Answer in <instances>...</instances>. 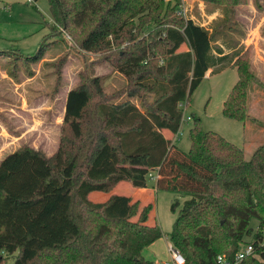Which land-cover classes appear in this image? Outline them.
I'll return each mask as SVG.
<instances>
[{
    "label": "trees",
    "instance_id": "1",
    "mask_svg": "<svg viewBox=\"0 0 264 264\" xmlns=\"http://www.w3.org/2000/svg\"><path fill=\"white\" fill-rule=\"evenodd\" d=\"M199 1L206 15L241 2ZM48 2L49 29L80 51L100 53L130 87L126 97L113 99L105 97L98 76L87 78L67 92L53 154L25 144L0 159V264L12 256V264H152L142 255L162 237L156 222L146 223L152 205L117 194L105 202L88 199L90 192H110L120 181L147 187L152 172L156 190L184 198L167 235L183 264H217L220 254L234 260L242 244L261 239L264 142L246 158L241 147L202 129L198 117L189 129L187 151L162 133L178 132L180 104L206 72L228 66L237 80L222 113L241 122L248 118L255 74L249 49L239 45L245 29L232 13L215 16L207 27L199 16L178 14L181 0ZM49 36L28 58L41 57ZM182 44L188 49L180 51ZM178 205L174 197L171 211ZM236 264H264V253Z\"/></svg>",
    "mask_w": 264,
    "mask_h": 264
},
{
    "label": "rangeland",
    "instance_id": "2",
    "mask_svg": "<svg viewBox=\"0 0 264 264\" xmlns=\"http://www.w3.org/2000/svg\"><path fill=\"white\" fill-rule=\"evenodd\" d=\"M193 3L192 0H181L177 10L188 13L192 9V14L196 18L199 16V22L207 27L215 16L224 14L227 17L232 13V17L243 28L250 30L260 24L261 35L264 36V0H241L238 3L225 4V9L210 15H206L205 10H199ZM5 5L6 3L0 1V159L25 144L51 155L60 139L64 114L63 98L68 89L78 86L87 78L98 76L105 97L121 99L126 97L125 91L129 89L130 81L110 61L103 59L100 53L80 51L73 41L67 38L62 40L53 30H49L53 20L49 22L51 13L48 0L16 3L10 10L5 9ZM148 29L149 27L142 35H146ZM49 32L50 36L41 57L35 60L28 58L37 54ZM257 45L264 50V44L260 41ZM187 49L185 44L179 47L180 51ZM248 49L252 69L253 55L256 52L250 46ZM258 53L264 59V54L261 51ZM236 76L235 68H229L202 79L181 107L183 119L177 135L173 137L177 147L183 151L189 149L188 133L195 117L200 119L202 129L217 132L241 147L246 158L264 142V123L254 120L250 109L251 101L253 103L261 100L259 78L256 75L248 90V118L241 122L227 118L222 113L223 101L235 84ZM145 97L151 99L149 93ZM132 100L140 105L138 98ZM95 101L92 100L93 103ZM152 174L155 175V172ZM147 182L149 188L144 193L135 192L136 187L131 184L121 185L120 188L133 197V202L138 200L140 206L152 205L148 222H156L162 231V237L157 241L154 250V260H166L167 264H172L165 236L170 232L184 198L169 191L156 190L155 178L149 177ZM152 188L155 189L153 192ZM174 197H178L179 205L172 212L170 206ZM135 217L131 219L134 220ZM250 225L256 229V218L251 219ZM12 262L13 256L5 264Z\"/></svg>",
    "mask_w": 264,
    "mask_h": 264
},
{
    "label": "crops",
    "instance_id": "3",
    "mask_svg": "<svg viewBox=\"0 0 264 264\" xmlns=\"http://www.w3.org/2000/svg\"><path fill=\"white\" fill-rule=\"evenodd\" d=\"M0 1L3 2V3H6L7 6L5 5L4 8L5 9H9V10L12 9V5H15L16 3H21V4L28 3V0H0ZM192 2H194L193 3L194 5H197L199 7V10H203L204 4L201 1L192 0ZM189 14H191L194 17V15L192 14V9H190ZM49 22H52V18H50ZM244 29H245L246 33H245V36L240 39L239 45L243 44L246 48H249V46H250V47H252V49L255 50L254 52H256V54L253 55L252 69L254 71V74L259 78V94L261 96L260 99L264 101V59H263V56L258 53V51H261L264 54V50H262L257 45L258 41H260L261 44H264V36L261 35L260 24H258L257 26H255L254 28H252L250 30L247 29L246 27ZM49 33H47L46 35H48ZM219 45H220V43H219ZM230 52H231L230 50L224 49L223 53L224 54H228ZM229 68H233V67L232 66H228V67L222 69L221 71L223 72V71H225V69H229ZM210 75H214V74L211 73V70H208L206 72L205 77H208ZM68 90L66 91V93L64 95V98H63L64 99L63 100V112L65 110L64 105H65V99H66V95H67ZM261 100L260 101H254L253 103L251 101L250 109L253 112V115H252L253 117L252 118L254 120L258 119L260 121V123H264V102L261 101ZM162 133L167 139L172 141L173 134L169 130L163 129ZM174 143H175V141H174ZM121 185H128L129 186L130 182H128V181H120L111 189L110 192H107V193L106 192H101V191H92V192H90L88 194V199L91 200L92 202H105V201H107L109 199V197L112 194L127 195L125 192H123L122 188H120ZM148 188H149L148 186L144 187V188H136L134 191L138 192V193H144V192H146L148 190ZM153 190H155V189L152 188L151 192H153ZM127 196H130V195H127ZM130 197H132V196H130ZM146 223L148 225H153L155 222L150 223L147 220ZM165 238H167V244L169 246L170 243L168 241L167 235L165 236ZM158 240H156L155 242H153L152 244H150L149 246L144 248L143 251H142V255H143V257L146 260L151 261L152 264H156V263L157 264L158 263L166 264L167 263L166 260L163 261V262H157L156 260H154L155 259L154 258V255H155L154 250L156 248V243H157Z\"/></svg>",
    "mask_w": 264,
    "mask_h": 264
},
{
    "label": "built area",
    "instance_id": "4",
    "mask_svg": "<svg viewBox=\"0 0 264 264\" xmlns=\"http://www.w3.org/2000/svg\"><path fill=\"white\" fill-rule=\"evenodd\" d=\"M29 3H32L33 0H28ZM186 11L178 10V14L180 15H185ZM182 102L180 104V107H183ZM189 119V117H187ZM183 119V116H182ZM179 131V130H178ZM178 133V132H177ZM177 133L172 136V143H174V138L177 135ZM174 137V138H173ZM151 178H155L156 175L154 174H149ZM264 235H262L261 239H258L256 243H244L240 246L238 252L235 254L234 260L227 259L224 255H218L216 258L217 264H236L238 261L244 259L245 257L248 256H254L257 258H262V253H264ZM169 252L172 256V264H183L184 263V257L182 254L174 249L171 244L169 245ZM167 264V263H166Z\"/></svg>",
    "mask_w": 264,
    "mask_h": 264
},
{
    "label": "water",
    "instance_id": "5",
    "mask_svg": "<svg viewBox=\"0 0 264 264\" xmlns=\"http://www.w3.org/2000/svg\"><path fill=\"white\" fill-rule=\"evenodd\" d=\"M63 30V29H62Z\"/></svg>",
    "mask_w": 264,
    "mask_h": 264
}]
</instances>
